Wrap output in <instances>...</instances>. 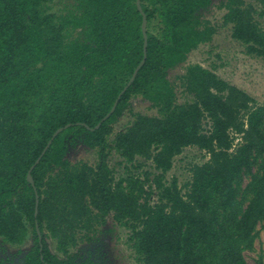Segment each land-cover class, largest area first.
Returning <instances> with one entry per match:
<instances>
[{
	"label": "trees",
	"instance_id": "1",
	"mask_svg": "<svg viewBox=\"0 0 264 264\" xmlns=\"http://www.w3.org/2000/svg\"><path fill=\"white\" fill-rule=\"evenodd\" d=\"M210 3L141 0L145 62L115 111L90 131L81 124L94 128L109 113L142 60L135 0H0V243L20 246L32 237L20 264H75L72 250L91 242L108 216L129 232L134 264H247L243 253L264 230V105L200 64L179 77L188 101L178 102L167 78L212 41L215 27L197 16ZM219 8L231 39L264 61L255 9L244 0H223ZM137 98L155 115L131 114L113 134ZM67 124L31 172L34 217L27 172ZM78 143L96 150L94 166L65 158ZM187 147L206 160L191 168L182 194L166 174ZM112 152L125 168L118 177L107 164ZM138 159L151 171L133 174L128 166L144 165ZM46 239L62 258L49 252Z\"/></svg>",
	"mask_w": 264,
	"mask_h": 264
},
{
	"label": "rangeland",
	"instance_id": "2",
	"mask_svg": "<svg viewBox=\"0 0 264 264\" xmlns=\"http://www.w3.org/2000/svg\"><path fill=\"white\" fill-rule=\"evenodd\" d=\"M222 1L211 0L207 8L197 12L199 21H208L215 27L216 33L212 41L200 45L196 50L190 52L184 63L168 71L167 78L175 86L178 102L188 101L190 97L183 94L179 85V77L189 64H200L213 70L224 81L245 91L255 100L256 104L264 105V61L245 55L243 48L231 39L229 28L222 25L224 10L219 8ZM244 1L255 9V19L264 28V0ZM60 6L61 4L57 7ZM128 109L113 125V134L129 125L132 121L131 114L152 116L156 113L154 109L150 108L148 102L140 98L131 100ZM203 128L208 130L209 123L207 121L203 122ZM110 138L112 139V136ZM65 158L71 163L82 161L92 166L98 161L96 150L88 149L79 143L69 149ZM205 160V155L197 148L183 149L181 154L173 159L172 168L166 174V180L169 182L175 179L183 194L186 191L185 185L191 179V168L194 165H201ZM119 162L121 159L113 152L107 159L108 166L115 170V177L122 175L125 171L124 165H119ZM138 162L144 164L138 171L128 166L133 174L141 176L144 171H151L150 163L143 162L141 159H138ZM156 200L155 195H152L149 201L155 203ZM128 235L129 232L126 229L117 227L111 216H108L106 224L99 229L91 242L79 243L72 250L71 253L76 255L75 264H85L87 261L96 264H134L132 253L126 246ZM46 244L51 254L62 258L56 253L53 241L46 239ZM33 245L31 236L20 246L0 243V264H20ZM243 257L247 264H257L258 260L264 264V230L259 228L253 249L245 251Z\"/></svg>",
	"mask_w": 264,
	"mask_h": 264
},
{
	"label": "water",
	"instance_id": "3",
	"mask_svg": "<svg viewBox=\"0 0 264 264\" xmlns=\"http://www.w3.org/2000/svg\"><path fill=\"white\" fill-rule=\"evenodd\" d=\"M135 5L137 8V11L140 13L141 15V32H142V37H143V57L142 60L140 61V63L137 65V67L135 68V70L133 71L129 81L127 82L126 86H124V88L122 89V91L119 93V95L117 96V98L115 99L109 113H107L102 119L101 121L94 127V128H89L88 126H86L85 124H81L83 127H85L87 130H97L100 125L110 117V115L115 111V108L118 104V101L120 99V97L123 95V93L127 90V88L133 83L139 69L143 66L145 59H146V48H147V34H146V27H147V19H146V15L144 14V12L142 11L141 8V0H135ZM79 125V124H78ZM71 126V124H67L64 127L58 128L51 136L50 140L47 142L46 146L44 147V149L42 150L41 154L39 155V157L35 160V162L33 163V165L30 166L27 175H26V181L33 187L34 190V195H35V206H34V217H36L37 215V207H38V195L36 193V190L34 188V182L33 179L31 177V172L32 170L35 168V166L39 163L40 159L43 157V155L45 154V152L47 151V149L49 148V146L51 145L52 141L61 133L63 132L65 129L69 128ZM35 230H36V234L38 237V242L40 244L41 242V233L38 229V225L35 222Z\"/></svg>",
	"mask_w": 264,
	"mask_h": 264
}]
</instances>
